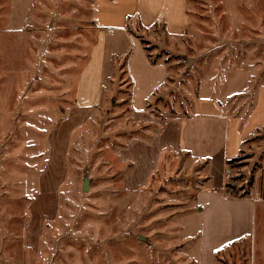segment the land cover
<instances>
[{
  "label": "rangeland",
  "instance_id": "obj_1",
  "mask_svg": "<svg viewBox=\"0 0 264 264\" xmlns=\"http://www.w3.org/2000/svg\"><path fill=\"white\" fill-rule=\"evenodd\" d=\"M95 2L0 0V264H196L197 239H185L183 222L203 175L185 153L165 150L143 185L136 143L153 141L159 121L192 115L209 87L225 96L248 77L227 104L237 116L253 109L264 86V0H189L181 38L131 21L151 62L168 67L148 118L132 114L120 65L98 105L78 106L79 77L101 32ZM235 160L236 197L254 190L264 201V129ZM254 236L220 251L221 264H264V212Z\"/></svg>",
  "mask_w": 264,
  "mask_h": 264
},
{
  "label": "crops",
  "instance_id": "obj_2",
  "mask_svg": "<svg viewBox=\"0 0 264 264\" xmlns=\"http://www.w3.org/2000/svg\"><path fill=\"white\" fill-rule=\"evenodd\" d=\"M137 20L147 33L161 26L168 36L181 38L191 23L189 0H96L94 21L101 32L79 77V108L89 109L100 103L107 73L116 81L120 65L128 74L132 114L148 118L146 109L167 81L168 67L163 62H151L136 36L140 34L130 29L131 21ZM244 78L248 84V77ZM246 83L236 89L239 86L233 82L225 96L220 87H209L195 99L192 115L159 121L153 141L136 143L149 155L141 152V157L137 156L143 158L145 166L150 162L147 170L143 167L140 179L144 182L165 150L185 153L189 168L203 175L204 180L194 187L193 208L183 222L185 239H197V252L195 256L191 254L196 264H221L224 259L218 253L236 240L255 237L259 212H264V201L257 198L254 190L239 198L225 194L226 167L236 159L245 142L264 129V86L258 89L255 105L246 116L233 115L227 104L228 97L248 87ZM88 87L94 91L85 96ZM136 161L139 162L135 160L129 176L131 182L139 174Z\"/></svg>",
  "mask_w": 264,
  "mask_h": 264
},
{
  "label": "built area",
  "instance_id": "obj_3",
  "mask_svg": "<svg viewBox=\"0 0 264 264\" xmlns=\"http://www.w3.org/2000/svg\"><path fill=\"white\" fill-rule=\"evenodd\" d=\"M226 186H225V194L230 197H236L237 194L235 192V183L233 181L232 169L230 166H227L224 172Z\"/></svg>",
  "mask_w": 264,
  "mask_h": 264
},
{
  "label": "trees",
  "instance_id": "obj_4",
  "mask_svg": "<svg viewBox=\"0 0 264 264\" xmlns=\"http://www.w3.org/2000/svg\"><path fill=\"white\" fill-rule=\"evenodd\" d=\"M142 43H143L144 46L148 45V43H147L146 41H142ZM145 49H146V51L148 50L147 47H145ZM148 56H149V55H148ZM149 58H150V57H149ZM235 161H236V160L234 159V160L230 161L229 164H231V163H233V162H235Z\"/></svg>",
  "mask_w": 264,
  "mask_h": 264
}]
</instances>
